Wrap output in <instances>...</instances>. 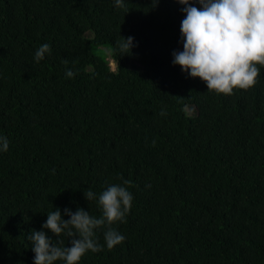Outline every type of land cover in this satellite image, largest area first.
I'll return each instance as SVG.
<instances>
[{"label": "trees", "instance_id": "trees-1", "mask_svg": "<svg viewBox=\"0 0 264 264\" xmlns=\"http://www.w3.org/2000/svg\"><path fill=\"white\" fill-rule=\"evenodd\" d=\"M181 8L0 0V134L9 139L0 152V264H33L27 237L48 212L100 217L98 194L123 179L134 199L113 227L124 241L79 264H264V68L231 95L182 72L172 63ZM120 36L134 38L129 53ZM43 43L51 52L37 63ZM105 230L96 232L101 245Z\"/></svg>", "mask_w": 264, "mask_h": 264}, {"label": "clouds", "instance_id": "clouds-1", "mask_svg": "<svg viewBox=\"0 0 264 264\" xmlns=\"http://www.w3.org/2000/svg\"><path fill=\"white\" fill-rule=\"evenodd\" d=\"M124 0H114L120 6ZM184 14L180 23L182 50L172 53L173 65L192 78L202 80L208 90L231 95L234 89L247 90L257 83L264 68V0H176ZM132 36L121 37L120 50L126 54L133 47ZM51 46L41 44L34 53L38 63ZM71 69L66 78L74 77ZM9 148V139L0 134V152ZM111 183L102 192L85 189L87 200L97 199L102 210L100 217L90 215L83 208L72 211L59 207L47 213L41 230H32L27 237L34 253L33 264H79L88 251L98 252L104 246L111 249L124 241L125 236L114 224L123 223L130 211L133 194L125 185ZM67 216L68 219H65ZM105 226L104 245L98 242L97 230ZM47 230V231H45ZM58 242H53L52 236ZM61 236L67 237L70 246L63 245Z\"/></svg>", "mask_w": 264, "mask_h": 264}, {"label": "rangeland", "instance_id": "rangeland-1", "mask_svg": "<svg viewBox=\"0 0 264 264\" xmlns=\"http://www.w3.org/2000/svg\"><path fill=\"white\" fill-rule=\"evenodd\" d=\"M86 36H87V37H91V36H92V33H91V32H87V33H86ZM98 49H100V48H98ZM100 50H101V49H100ZM108 61H109L110 67H111L112 69H114L115 66H114V63L112 62V60L109 59ZM128 67H129L130 69H133V70H136V71H141V70H142V66H141L140 64L136 63V62H130V63L128 64ZM186 111H187V114H188V115H190V116H194V115L196 114V112H197V109H196V107H195L194 105H188V106L186 107Z\"/></svg>", "mask_w": 264, "mask_h": 264}]
</instances>
